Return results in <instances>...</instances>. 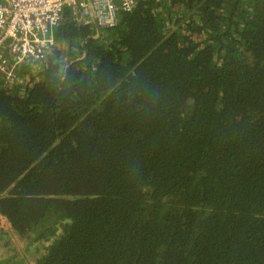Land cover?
Listing matches in <instances>:
<instances>
[{
  "label": "trees",
  "instance_id": "1",
  "mask_svg": "<svg viewBox=\"0 0 264 264\" xmlns=\"http://www.w3.org/2000/svg\"><path fill=\"white\" fill-rule=\"evenodd\" d=\"M67 15L0 80V263L264 264V0Z\"/></svg>",
  "mask_w": 264,
  "mask_h": 264
},
{
  "label": "built area",
  "instance_id": "2",
  "mask_svg": "<svg viewBox=\"0 0 264 264\" xmlns=\"http://www.w3.org/2000/svg\"><path fill=\"white\" fill-rule=\"evenodd\" d=\"M136 0H0V80L22 83L20 68H38L55 43L54 28L70 13L84 24L113 26ZM70 13H65V9Z\"/></svg>",
  "mask_w": 264,
  "mask_h": 264
},
{
  "label": "rangeland",
  "instance_id": "3",
  "mask_svg": "<svg viewBox=\"0 0 264 264\" xmlns=\"http://www.w3.org/2000/svg\"><path fill=\"white\" fill-rule=\"evenodd\" d=\"M2 227L3 228H5L6 227V222H3V225H2ZM6 245H8V244H4V243H2L1 245H0V253H5V252H7L8 250H10V248H8V247H5ZM1 246H4V247H1ZM20 248H22V249H24V250H26L25 248H24V246H22V244H21V247ZM18 251V250H17ZM15 255H17V254H15ZM14 255V256H15ZM13 256V257H14ZM26 260L24 259V257H23V261L22 260H20L21 262H23V263H25L26 262V264H35V259H34V257H32L30 254H29V256L27 257L26 256ZM4 259L5 258H3L2 257V259H0V262H3L4 261ZM3 260V261H2ZM0 264H2V263H0ZM10 264H21V263H19V262H13V263H10Z\"/></svg>",
  "mask_w": 264,
  "mask_h": 264
}]
</instances>
